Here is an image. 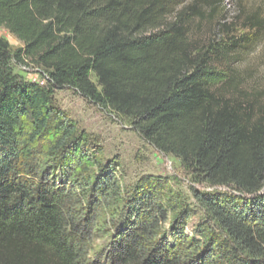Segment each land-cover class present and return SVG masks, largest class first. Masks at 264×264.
Returning a JSON list of instances; mask_svg holds the SVG:
<instances>
[{
	"label": "trees",
	"instance_id": "trees-1",
	"mask_svg": "<svg viewBox=\"0 0 264 264\" xmlns=\"http://www.w3.org/2000/svg\"><path fill=\"white\" fill-rule=\"evenodd\" d=\"M182 5L0 0V28L23 44L13 51L0 39V264H91L76 211L90 172L87 135L50 89L72 90L131 120L156 150L235 194H196L231 242L203 248L176 231L160 233L167 210L155 202L166 196L150 184L133 198L143 212L115 239L110 264H214V248L235 264H264V104L236 94L232 69L245 37L224 46L197 37L195 20L206 15ZM210 10L214 15V5ZM217 58L224 72L216 70ZM13 64H33L44 84L23 79ZM111 179L98 178L92 194L115 192Z\"/></svg>",
	"mask_w": 264,
	"mask_h": 264
},
{
	"label": "rangeland",
	"instance_id": "rangeland-1",
	"mask_svg": "<svg viewBox=\"0 0 264 264\" xmlns=\"http://www.w3.org/2000/svg\"><path fill=\"white\" fill-rule=\"evenodd\" d=\"M182 1L180 9L196 5L206 15L200 23L199 19L195 20L194 28L199 27L196 36L212 38L214 43L223 46L245 37L242 54L232 58L235 62L232 69L239 87L236 94L249 102L257 101L259 107L263 105L264 0ZM211 5H214V15ZM224 25H228L230 32L223 28ZM0 39L6 40L13 51L23 47L5 28H0ZM214 65L216 70L224 72L222 60L217 58ZM13 67L23 79L44 84L40 69L33 64H13ZM92 80L96 82L95 77ZM50 91L55 105L65 117L77 126L80 133L87 135L84 150L90 160L83 159V162L89 163L90 172L81 182L84 189L78 190L80 199L76 211L82 223V233L87 238L91 264H110L115 239L136 224L138 213L143 212L139 210L140 205L133 207V198L155 183L163 186L166 196L155 199L156 205L159 203L167 210L160 233L171 235L176 231L188 240L196 239L203 248L213 243L229 248L231 242L225 230L197 200L196 194L222 195L229 199L235 195L233 191L224 187L213 188L186 171L180 159L161 153L146 142L133 128L131 120L86 100L72 90ZM53 167L51 170L59 173L60 167ZM108 177L117 186L115 192L103 197L92 194L95 181ZM230 250L225 249L224 253L231 255ZM218 251L214 248V264H235L232 256L223 258Z\"/></svg>",
	"mask_w": 264,
	"mask_h": 264
}]
</instances>
